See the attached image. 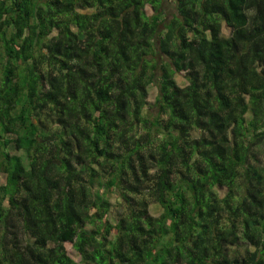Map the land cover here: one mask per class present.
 <instances>
[{
  "label": "trees",
  "instance_id": "1",
  "mask_svg": "<svg viewBox=\"0 0 264 264\" xmlns=\"http://www.w3.org/2000/svg\"><path fill=\"white\" fill-rule=\"evenodd\" d=\"M162 2L0 0V264H264V0Z\"/></svg>",
  "mask_w": 264,
  "mask_h": 264
},
{
  "label": "rangeland",
  "instance_id": "2",
  "mask_svg": "<svg viewBox=\"0 0 264 264\" xmlns=\"http://www.w3.org/2000/svg\"><path fill=\"white\" fill-rule=\"evenodd\" d=\"M162 6L163 8L166 9L167 12V17L171 15V13H173L174 8H173V4H172V0H163L162 2ZM145 12L147 14H151L152 13V7L150 6V4H146L145 6ZM222 32L224 34H227L229 32V28H227L226 26L222 27ZM175 80L179 85H182L185 83L184 77L181 74H176L175 75ZM156 86H151L149 89V95L147 97V102H148V106L150 107L153 103H154V99L156 96ZM261 163L264 164V155L261 156ZM3 180V177L0 176V181ZM113 200V199H112ZM117 207L114 209V213L116 212ZM150 211L152 214L157 215L160 212V209L158 207V205L156 204H150ZM65 248L67 251V254L69 255V257H71L74 261L78 262L79 261V255L78 253L74 250L73 246L71 245V243H66L65 244Z\"/></svg>",
  "mask_w": 264,
  "mask_h": 264
},
{
  "label": "water",
  "instance_id": "3",
  "mask_svg": "<svg viewBox=\"0 0 264 264\" xmlns=\"http://www.w3.org/2000/svg\"><path fill=\"white\" fill-rule=\"evenodd\" d=\"M6 81H7V79H6ZM6 81H5V82H6Z\"/></svg>",
  "mask_w": 264,
  "mask_h": 264
}]
</instances>
